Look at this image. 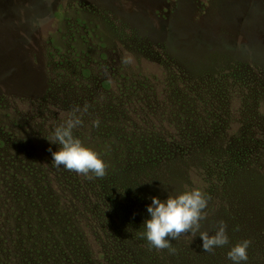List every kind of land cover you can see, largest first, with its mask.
Returning a JSON list of instances; mask_svg holds the SVG:
<instances>
[{"label": "rangeland", "instance_id": "obj_1", "mask_svg": "<svg viewBox=\"0 0 264 264\" xmlns=\"http://www.w3.org/2000/svg\"><path fill=\"white\" fill-rule=\"evenodd\" d=\"M246 54L264 57V0H0V185L21 241L0 264H233L246 239L241 264H264V204L241 192L264 165V66ZM74 108L102 178L52 163ZM167 168L210 197L200 231L224 221L227 245L150 246L146 183Z\"/></svg>", "mask_w": 264, "mask_h": 264}, {"label": "clouds", "instance_id": "obj_2", "mask_svg": "<svg viewBox=\"0 0 264 264\" xmlns=\"http://www.w3.org/2000/svg\"><path fill=\"white\" fill-rule=\"evenodd\" d=\"M124 63H130L131 58H124ZM87 110L85 106L84 111ZM74 108L68 118L55 127L51 143L58 145L57 151L48 149L52 155V163L56 167L63 166L65 169L82 174L88 179L93 177L102 178L106 175V164L96 151L84 145L80 139L74 136L73 130L82 124L78 112ZM94 127L99 126V120H94ZM208 197L201 189L193 188L183 191L175 196H168L161 200L155 196L151 197V204L146 210L149 218L143 224L145 232L142 234L150 246L158 249H169L173 254L175 249L170 240H178L181 235L199 232L202 241V249L205 252H212L217 247H223L229 243L226 233V224L219 221L214 234L207 231H200L201 221L206 219L205 209L208 206ZM251 244L250 240H242L227 252V257L233 264H241L248 259L247 249Z\"/></svg>", "mask_w": 264, "mask_h": 264}, {"label": "trees", "instance_id": "obj_3", "mask_svg": "<svg viewBox=\"0 0 264 264\" xmlns=\"http://www.w3.org/2000/svg\"><path fill=\"white\" fill-rule=\"evenodd\" d=\"M153 33V32H152ZM136 34L138 38L146 37L145 33L141 30H137ZM158 34V33H157ZM155 36L158 37V35ZM168 45V44H167ZM169 46V45H168ZM171 51L175 53V51L170 47ZM221 57H226L225 52L221 49ZM177 54V53H176ZM247 55V54H246ZM248 58L253 60L256 65L264 66V57L260 58L258 54L255 56L247 55ZM185 59V58H184ZM263 166V167H262ZM250 169V168H249ZM164 175L158 177L156 180L149 181L147 179L146 187L152 189L155 193H158V197L161 200L166 199L168 196H175L183 191H187L185 183L179 179V175L176 173L174 174L172 169H163ZM249 171H246L248 173ZM233 175L232 173H229ZM237 175V174H234ZM246 174L240 175L239 177L244 179ZM249 178H245L242 184L241 192L243 195L247 194L246 189L249 190V195L253 196L254 198L251 200L252 202L258 203L260 205L264 204V165L258 164V166H252V170L248 175ZM251 177V178H250ZM3 186L0 185V244L7 247L11 254V262H13V258L16 257L17 249L20 252V234H17V230L12 227L10 221H12L16 217L15 208H14V198L11 197V194L7 193L4 189V182L2 181ZM145 185V183H143ZM244 186L246 188H244ZM186 188V190H185ZM241 195V194H240ZM264 210V208H263Z\"/></svg>", "mask_w": 264, "mask_h": 264}]
</instances>
